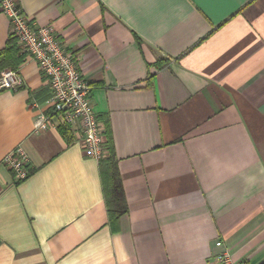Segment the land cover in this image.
Here are the masks:
<instances>
[{"label": "crops", "instance_id": "1", "mask_svg": "<svg viewBox=\"0 0 264 264\" xmlns=\"http://www.w3.org/2000/svg\"><path fill=\"white\" fill-rule=\"evenodd\" d=\"M15 1L91 87L127 213L110 223L78 125L71 144L56 123L36 128L50 88L16 42L22 62L2 71L20 84L0 92V264H218L222 251L264 264V0ZM9 36L0 11V52ZM16 148L20 182L2 163Z\"/></svg>", "mask_w": 264, "mask_h": 264}, {"label": "built area", "instance_id": "2", "mask_svg": "<svg viewBox=\"0 0 264 264\" xmlns=\"http://www.w3.org/2000/svg\"><path fill=\"white\" fill-rule=\"evenodd\" d=\"M0 11L10 25V35L15 38L23 53L30 56L40 72L48 80L50 97L47 104L52 111L41 116L35 123L39 130L60 125H78L84 151L99 160L103 150V124L100 123L90 102L91 87L78 70L75 58L57 39L52 26L35 27L26 17L15 0H0ZM20 84L16 71L4 70L0 73V92ZM2 163L14 175L16 181L26 179L29 174V158L21 150L5 155ZM221 246L220 242L216 243ZM218 264H240L226 251L215 255Z\"/></svg>", "mask_w": 264, "mask_h": 264}, {"label": "trees", "instance_id": "3", "mask_svg": "<svg viewBox=\"0 0 264 264\" xmlns=\"http://www.w3.org/2000/svg\"><path fill=\"white\" fill-rule=\"evenodd\" d=\"M21 62L16 40L10 35L7 47L0 52V71L6 67L14 70ZM163 64L164 61H161L155 63L154 66L161 68ZM151 77L149 75L148 79ZM97 120L103 122L104 142L102 146L105 151L104 155L98 160L99 176L109 221L111 224H116L118 219L127 213V205L118 170V160L114 153L109 123L105 118H97ZM58 130L67 144L73 143L74 138L69 125H60Z\"/></svg>", "mask_w": 264, "mask_h": 264}]
</instances>
